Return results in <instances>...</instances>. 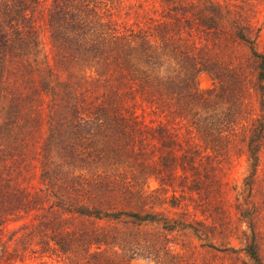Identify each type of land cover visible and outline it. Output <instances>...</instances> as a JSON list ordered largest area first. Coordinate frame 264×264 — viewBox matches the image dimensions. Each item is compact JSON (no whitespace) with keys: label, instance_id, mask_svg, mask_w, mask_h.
Segmentation results:
<instances>
[{"label":"trees","instance_id":"trees-1","mask_svg":"<svg viewBox=\"0 0 264 264\" xmlns=\"http://www.w3.org/2000/svg\"><path fill=\"white\" fill-rule=\"evenodd\" d=\"M164 2L159 15L150 9L128 23L133 7L120 0H0V264H129L136 254L181 262L166 244L170 228L139 237L136 221L153 213L124 211L127 227L84 220H118L106 210L120 196L147 205L141 176L154 167L151 136L173 147L174 121L211 151L240 137L250 170L236 209L248 217L250 264H264V24L252 27L213 0ZM230 39L247 54L231 51ZM201 72L211 76L206 89ZM161 161L169 166L167 155Z\"/></svg>","mask_w":264,"mask_h":264},{"label":"rangeland","instance_id":"rangeland-1","mask_svg":"<svg viewBox=\"0 0 264 264\" xmlns=\"http://www.w3.org/2000/svg\"><path fill=\"white\" fill-rule=\"evenodd\" d=\"M205 0H178V3H197ZM218 4H227L231 10L240 13L249 20L252 27L264 24V0H213ZM122 5H131L132 11L123 19L128 23L140 20L143 13L148 10L157 12L165 5L164 0H120ZM128 10H123L128 13ZM159 15V14H158ZM120 21V19H119ZM264 33V32H263ZM42 52L50 51L47 35L44 34ZM231 40V39H230ZM228 41V47L237 55L248 52L244 45ZM238 42V41H237ZM262 41L258 43V49L262 50ZM86 74L92 72L86 69ZM200 89L211 86V76L207 72H201L197 76ZM255 93L250 88L246 95V101L253 111H257ZM146 114L145 121L155 116ZM256 115H253L255 117ZM83 119L89 121L88 116ZM161 119H155V125ZM169 126L166 140L171 139L175 145L161 149L162 136L156 132L151 136L153 155L151 156L154 167L145 168L141 176L142 187L149 196L147 205L142 207L136 197L131 199L124 196L117 197L116 204H112L106 212H119L118 220L101 213L100 218L91 216L84 220L96 223V226H110L114 221H122V227L131 225L132 218L123 214L124 211H138L140 214L153 213L155 219L152 221H136V231L139 237L144 239L149 232L163 233L164 228H170L168 240L166 241L170 253L181 255L183 260L174 261L176 264H250V258L245 252L246 245L251 240L250 226L247 214H241L236 209L238 202L244 203L248 191L244 184V178L250 170V160L247 157L245 147L239 143V136H230L229 144L217 143L215 149H204L200 141L192 133H187L183 123L179 126L174 121ZM239 130H236L238 135ZM169 137L167 138V135ZM43 138L42 131L37 132ZM231 135L222 132L225 138ZM90 136V135H89ZM189 140V142H188ZM90 144V143H89ZM242 147V148H241ZM208 150V151H207ZM95 153V152H94ZM211 153V161L204 159V155ZM167 155L168 165L162 164V157ZM194 156L192 164L187 157ZM174 159L173 166H170ZM263 167V164L259 166ZM39 170H37L38 173ZM37 176V174H36ZM34 178L32 181L36 182ZM30 181V182H32ZM131 201V202H124ZM136 201V202H135ZM96 215V214H94ZM183 227V228H181ZM173 228V229H172ZM144 233V234H143ZM142 242V241H141ZM264 254V247L261 248ZM46 264H61L55 259L44 257ZM154 256L147 254H136L129 264H155ZM41 260L26 259L24 263L16 264H39Z\"/></svg>","mask_w":264,"mask_h":264}]
</instances>
